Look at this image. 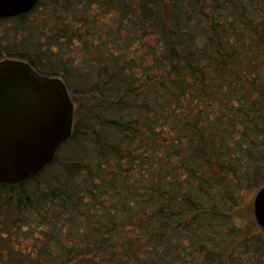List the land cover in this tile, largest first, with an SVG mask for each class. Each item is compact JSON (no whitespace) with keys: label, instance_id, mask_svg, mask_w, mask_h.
I'll list each match as a JSON object with an SVG mask.
<instances>
[{"label":"trees","instance_id":"16d2710c","mask_svg":"<svg viewBox=\"0 0 264 264\" xmlns=\"http://www.w3.org/2000/svg\"><path fill=\"white\" fill-rule=\"evenodd\" d=\"M0 21L24 35L0 58L76 105L62 153L0 183L40 231L0 264H264V237L248 257L229 239L243 183H264V0H38Z\"/></svg>","mask_w":264,"mask_h":264},{"label":"water","instance_id":"95a60500","mask_svg":"<svg viewBox=\"0 0 264 264\" xmlns=\"http://www.w3.org/2000/svg\"><path fill=\"white\" fill-rule=\"evenodd\" d=\"M38 0H0V17L30 11ZM74 103L64 80L40 73L28 61L0 58V183L36 175L71 133ZM264 227V184L253 200Z\"/></svg>","mask_w":264,"mask_h":264},{"label":"rangeland","instance_id":"374dc122","mask_svg":"<svg viewBox=\"0 0 264 264\" xmlns=\"http://www.w3.org/2000/svg\"><path fill=\"white\" fill-rule=\"evenodd\" d=\"M36 17L39 18L40 14L37 13ZM16 31L17 29L14 27V24L10 21H0V39L2 41H6L9 36L14 38L15 40L19 39V41H23V33H16ZM1 57H4V55ZM75 106L76 105H74V107ZM60 146L61 145L57 147L55 154H57L58 152L62 153V151L64 150V148ZM60 156V154L56 156V161L61 160ZM53 168L56 169L57 166H54ZM50 170L44 171L43 169L42 172L39 173V177L37 180L41 181V183L48 181V175L50 173ZM37 180L36 182L39 183ZM258 182V184L254 183L252 185H249L248 182L243 183L241 193H239V196L237 197V208L234 212V221L237 223V226H240V228H237L238 234H232V238H229L233 240V242H235L236 240L239 241L241 245H238V248H242L244 251L240 252L238 250L240 253L237 254H247V257L248 255L250 256V252L254 251V248H252V246L254 247L253 243L258 242L260 238L262 239L264 237V234L261 232V227L258 225L255 219L253 211L254 196L263 181L258 180ZM27 212L28 213L24 214L23 217L22 215H20L19 212L15 211V209L11 207H0L1 263L2 259H20L21 250H24L25 252L27 250H30V248H32V242L34 240V237L39 235L40 231L34 230V225H37L34 221L36 213L32 211ZM42 228L47 229V225L45 224ZM41 235L43 236V232ZM248 242H250L251 244L249 247H247L246 245ZM24 257L26 256L22 255V258ZM6 260L5 262H8Z\"/></svg>","mask_w":264,"mask_h":264}]
</instances>
